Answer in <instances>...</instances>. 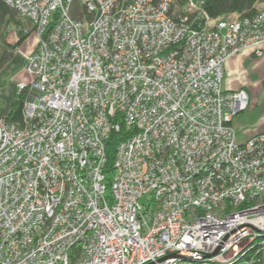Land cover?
Returning <instances> with one entry per match:
<instances>
[{
	"label": "built area",
	"instance_id": "1",
	"mask_svg": "<svg viewBox=\"0 0 264 264\" xmlns=\"http://www.w3.org/2000/svg\"><path fill=\"white\" fill-rule=\"evenodd\" d=\"M4 1L38 42L25 124L0 111V264H258L264 132L238 140L250 96L223 79L232 55H263L264 9L79 0V19L73 0Z\"/></svg>",
	"mask_w": 264,
	"mask_h": 264
},
{
	"label": "crops",
	"instance_id": "2",
	"mask_svg": "<svg viewBox=\"0 0 264 264\" xmlns=\"http://www.w3.org/2000/svg\"><path fill=\"white\" fill-rule=\"evenodd\" d=\"M256 7L258 9H264V0H260L257 2ZM236 14H231L228 18H233ZM25 20V19H24ZM27 23H29L27 21ZM30 24V23H29ZM25 26V25H24ZM14 28V35L11 34L10 30L7 34V41L9 43H15L18 40V30L17 26L12 25ZM26 27V26H25ZM29 30L28 28H26ZM11 34V35H10ZM38 38L34 30L30 35L23 41V43L17 47L16 51L13 53L11 58L6 62L3 68L0 70V99L2 101V112L11 116V118L15 119V112L20 110L19 108L15 111L17 100L16 97V83L19 81H25V79L19 76V72L21 69H25V60L26 57L35 50L37 46ZM257 71L258 76L257 80L259 81L260 89L264 90V52L263 55L258 57L254 54L248 52H240L232 55L225 63L224 68V79H223V87L227 90H237V89H245L250 96V103L252 101V91L248 86L245 85L247 79H251L250 72ZM18 74V75H16ZM238 74H242L243 77L239 78ZM8 77H14L13 79H17L18 81L11 80V84H8ZM255 78V77H253ZM29 82V81H25ZM251 91V93H250ZM23 102L25 101L26 96L22 95ZM250 105V104H249ZM24 108V106H23ZM249 108V107H248ZM247 108V109H248ZM246 109V110H247ZM245 110V111H246ZM243 112L237 119L233 120V124L237 130L238 140L243 142L248 138L264 132V125L262 127H254L250 124V117L248 112ZM19 112V111H18ZM18 117V116H17Z\"/></svg>",
	"mask_w": 264,
	"mask_h": 264
},
{
	"label": "trees",
	"instance_id": "3",
	"mask_svg": "<svg viewBox=\"0 0 264 264\" xmlns=\"http://www.w3.org/2000/svg\"><path fill=\"white\" fill-rule=\"evenodd\" d=\"M260 0H204V9L212 17V19L227 18L231 14L238 16L251 15L257 12L259 9L256 7L257 2ZM18 12L8 5L4 0H0V70L11 58L18 46L30 35L34 27L25 32L26 27L19 19ZM56 15L54 16V19ZM11 25L17 26L18 40L15 43H9L7 41V34ZM31 25V23H30ZM2 110V101L0 99V111ZM127 134L123 131L111 133L110 139L107 142V162L104 172L106 174V183L108 185V196L111 179L114 173V156L117 148V144L123 140ZM249 248V247H248ZM255 256L259 261L258 264H264V243L255 244L243 258ZM242 258V260H243ZM237 264H240L238 262Z\"/></svg>",
	"mask_w": 264,
	"mask_h": 264
},
{
	"label": "rangeland",
	"instance_id": "4",
	"mask_svg": "<svg viewBox=\"0 0 264 264\" xmlns=\"http://www.w3.org/2000/svg\"><path fill=\"white\" fill-rule=\"evenodd\" d=\"M197 1V0H195ZM185 0L182 1L180 7H182V5L184 4ZM70 15L73 16L74 18H79L82 19L83 13H82V9L80 7V3L79 0H73L70 6ZM19 19L21 20L22 24L26 26V28H28L29 30L32 28V25H30L29 23H27L28 20H24V18H22L21 16H18ZM10 32L12 35H14V28L12 27V25L10 26ZM35 33V31H34ZM10 34V35H11ZM19 76L23 79H25V81H30L31 80V75L30 73L25 69H21V71L18 73ZM16 74V75H18ZM250 75L252 76L251 79H247V82L245 83L246 86H248L250 88V90L252 91V101L249 105V108L246 110L248 112V115L250 117V124H252L254 127H262L264 125V90L260 89V86L258 83L259 81L257 80V76H258V72L257 71H251ZM239 78H242L243 75L242 74H238ZM255 77V78H253ZM14 77H8V84H11V80ZM257 78V79H256ZM15 81L19 80V77L17 79H13ZM250 91V93H251ZM22 96V95H21ZM20 96V97H21ZM19 95L17 94L16 91V99L15 100V104L14 106H16L17 108H15V111L19 108L20 110L15 112V121L17 123H20L22 125L25 124V120H24V116H23V106H24V102H23V97L20 98ZM245 111V112H246ZM243 112L239 113L235 119H237ZM18 116V117H17Z\"/></svg>",
	"mask_w": 264,
	"mask_h": 264
},
{
	"label": "water",
	"instance_id": "5",
	"mask_svg": "<svg viewBox=\"0 0 264 264\" xmlns=\"http://www.w3.org/2000/svg\"><path fill=\"white\" fill-rule=\"evenodd\" d=\"M155 262L154 261H151V262H149V263H147V264H154Z\"/></svg>",
	"mask_w": 264,
	"mask_h": 264
}]
</instances>
